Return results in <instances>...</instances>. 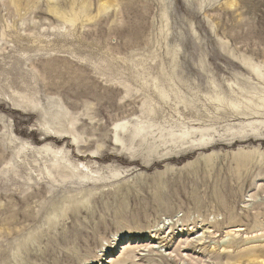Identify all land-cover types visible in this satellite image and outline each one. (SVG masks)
Here are the masks:
<instances>
[{
  "label": "rangeland",
  "instance_id": "rangeland-1",
  "mask_svg": "<svg viewBox=\"0 0 264 264\" xmlns=\"http://www.w3.org/2000/svg\"><path fill=\"white\" fill-rule=\"evenodd\" d=\"M0 264H264V0H0Z\"/></svg>",
  "mask_w": 264,
  "mask_h": 264
},
{
  "label": "bare ground",
  "instance_id": "bare-ground-1",
  "mask_svg": "<svg viewBox=\"0 0 264 264\" xmlns=\"http://www.w3.org/2000/svg\"><path fill=\"white\" fill-rule=\"evenodd\" d=\"M239 227V226H238ZM166 233V232H165Z\"/></svg>",
  "mask_w": 264,
  "mask_h": 264
}]
</instances>
